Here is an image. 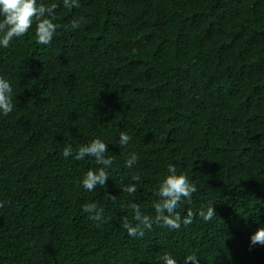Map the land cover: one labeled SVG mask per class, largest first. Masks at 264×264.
<instances>
[{"label":"trees","instance_id":"obj_1","mask_svg":"<svg viewBox=\"0 0 264 264\" xmlns=\"http://www.w3.org/2000/svg\"><path fill=\"white\" fill-rule=\"evenodd\" d=\"M78 2L37 0L57 5L49 45L36 43L34 23L0 47L14 105L0 114V264H163L166 253L176 264L190 254L199 264H264V245L250 246L264 227V0ZM96 138L113 164L90 192L81 180L102 165L74 154ZM170 164L197 188L181 216L210 203L216 216L129 236L128 205L154 218ZM128 184L134 194L121 190ZM86 203L107 222L88 219Z\"/></svg>","mask_w":264,"mask_h":264},{"label":"clouds","instance_id":"obj_2","mask_svg":"<svg viewBox=\"0 0 264 264\" xmlns=\"http://www.w3.org/2000/svg\"><path fill=\"white\" fill-rule=\"evenodd\" d=\"M65 8H79L78 0H62ZM57 5L52 4L46 6L43 3H37V0H0V47L7 48L14 38L24 36L35 23V40L37 44L49 45L56 34L58 25L53 23L55 19L54 10ZM47 17V18H46ZM80 19H73L70 27L76 29L80 26ZM12 87L8 81L0 77V114L7 116L13 110L12 102ZM131 137L121 132L119 136V144L127 145ZM108 152L107 144L101 139L96 138L89 143L79 146L74 154L76 160H83L85 156L93 157L96 164L102 165L97 170H88L81 180L82 187L87 191H93L99 186H106L108 180V172L106 169L113 164L112 157H106ZM62 155L67 158L73 155L71 146H65L62 149ZM138 161L136 153H130L125 160V167L132 168ZM168 174L165 175L159 182L155 195L159 197L153 203L155 217L145 215L141 212L140 206L136 203H130L133 212L132 221L125 217L122 221V227L126 229L127 234L131 237H143L145 230H151L153 223L161 224L172 230H179L181 225L187 227L193 223L194 217L198 214L204 221H210L216 213L212 207V203L206 206V209L194 213L189 209L183 217L177 211L180 204L187 200L191 202L192 194L197 191L196 186L189 181L185 174H178L175 165L170 164L167 169ZM133 180L139 181L138 175H133ZM123 192L134 194L137 191L135 184L123 185ZM113 201L115 196L110 195ZM3 203L0 202V207ZM85 213L88 214V219L97 222L96 226L106 223L103 216V209L98 208L95 203H86L82 206ZM264 245V227L258 228L254 234L250 236V246ZM163 264H176L170 254H164L161 257ZM185 264H199L198 257L187 255L184 258Z\"/></svg>","mask_w":264,"mask_h":264}]
</instances>
